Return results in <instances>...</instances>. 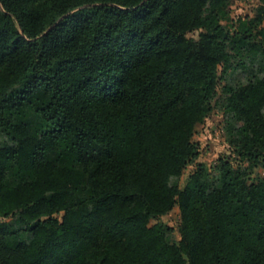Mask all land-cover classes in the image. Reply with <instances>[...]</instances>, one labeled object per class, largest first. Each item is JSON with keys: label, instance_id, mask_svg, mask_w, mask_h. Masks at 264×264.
I'll return each mask as SVG.
<instances>
[{"label": "trees", "instance_id": "obj_1", "mask_svg": "<svg viewBox=\"0 0 264 264\" xmlns=\"http://www.w3.org/2000/svg\"><path fill=\"white\" fill-rule=\"evenodd\" d=\"M231 0H0V264H264V78L226 86L234 167L193 140ZM257 19L264 21V0ZM199 31V39L189 34ZM178 205L177 243L158 220Z\"/></svg>", "mask_w": 264, "mask_h": 264}, {"label": "rangeland", "instance_id": "obj_2", "mask_svg": "<svg viewBox=\"0 0 264 264\" xmlns=\"http://www.w3.org/2000/svg\"><path fill=\"white\" fill-rule=\"evenodd\" d=\"M260 0H231L228 4L226 15L222 24L232 32L234 41L228 46L229 60L218 67V88L212 102V108L204 121L195 128L193 140L199 147L200 155L189 164L183 178L182 185L199 164H204L209 169L219 166L225 159L234 167H246L229 140L227 118L224 102L227 93L225 87H241L253 78L255 74L264 78V21L257 19ZM191 39H199V31L189 34ZM10 136L0 138V147L14 145ZM252 178L259 177L264 180V162L256 166L251 173ZM171 230L167 234L170 243H177L181 239L180 224L181 210L178 205L171 211L161 216L158 220ZM0 222L8 224V229H15L14 218H0Z\"/></svg>", "mask_w": 264, "mask_h": 264}]
</instances>
